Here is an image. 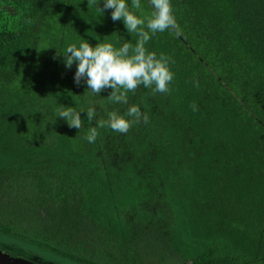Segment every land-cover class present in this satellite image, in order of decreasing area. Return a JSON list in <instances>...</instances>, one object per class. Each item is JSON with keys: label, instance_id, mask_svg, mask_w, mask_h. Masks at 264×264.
Segmentation results:
<instances>
[{"label": "trees", "instance_id": "obj_1", "mask_svg": "<svg viewBox=\"0 0 264 264\" xmlns=\"http://www.w3.org/2000/svg\"><path fill=\"white\" fill-rule=\"evenodd\" d=\"M36 1L34 26L0 28V238L67 264H264V0H171L183 34L146 45L175 61L170 93L140 87L128 105L77 86L63 53L135 34L103 0ZM132 104L147 124L84 139L88 107Z\"/></svg>", "mask_w": 264, "mask_h": 264}, {"label": "clouds", "instance_id": "obj_2", "mask_svg": "<svg viewBox=\"0 0 264 264\" xmlns=\"http://www.w3.org/2000/svg\"><path fill=\"white\" fill-rule=\"evenodd\" d=\"M151 12L145 13L141 0H103V8L98 7V0H88V6H96L100 12L111 9L113 21L122 20L127 32L137 37L135 44L124 42L120 47L113 43H97L92 46L87 41L79 45H69L65 52L64 63L71 68L76 63L74 82L77 86L84 80L87 90L94 96L110 88L107 96L109 102L128 105L129 93H135L138 88L144 87L152 90V94L170 93L169 85L174 80V72L170 65L175 61L168 55L150 51L146 45L157 33L171 32L176 36L182 35V29L174 15L171 0H149ZM59 55V53H58ZM199 87L198 81H189ZM192 111H198L195 103L190 105ZM81 111L73 107L57 108V117L68 123L69 127L81 129L83 121ZM89 122L95 120V126L88 129L84 139L95 143L100 135L99 130L110 128L112 131L127 134L134 125L149 122V116L141 111L138 105L132 104L127 111L121 114L119 110L106 113L107 118L97 119L95 106L86 110Z\"/></svg>", "mask_w": 264, "mask_h": 264}, {"label": "rangeland", "instance_id": "obj_3", "mask_svg": "<svg viewBox=\"0 0 264 264\" xmlns=\"http://www.w3.org/2000/svg\"><path fill=\"white\" fill-rule=\"evenodd\" d=\"M39 19L40 5L36 0H0V28L2 29H27L34 26ZM0 245H5L4 247L15 255L27 256V249L14 242L0 238ZM34 260L39 264H67L46 257H39Z\"/></svg>", "mask_w": 264, "mask_h": 264}, {"label": "water", "instance_id": "obj_4", "mask_svg": "<svg viewBox=\"0 0 264 264\" xmlns=\"http://www.w3.org/2000/svg\"><path fill=\"white\" fill-rule=\"evenodd\" d=\"M0 264H36L30 259L11 254L10 251L0 247Z\"/></svg>", "mask_w": 264, "mask_h": 264}, {"label": "flooded vegetation", "instance_id": "obj_5", "mask_svg": "<svg viewBox=\"0 0 264 264\" xmlns=\"http://www.w3.org/2000/svg\"><path fill=\"white\" fill-rule=\"evenodd\" d=\"M0 247H2L3 248V246L2 245H0ZM6 250H8V249H6ZM9 251V250H8ZM11 252V251H10ZM11 254H13L12 252H11ZM13 255H15V254H13ZM17 256V255H16ZM33 262H35L36 264H39L38 262H36L35 260H33V259H31Z\"/></svg>", "mask_w": 264, "mask_h": 264}]
</instances>
